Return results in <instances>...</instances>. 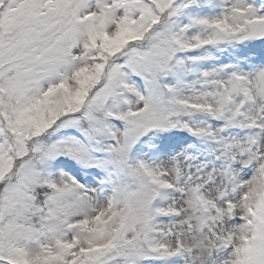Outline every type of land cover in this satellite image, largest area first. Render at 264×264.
Segmentation results:
<instances>
[{"label": "snow or ice", "instance_id": "snow-or-ice-1", "mask_svg": "<svg viewBox=\"0 0 264 264\" xmlns=\"http://www.w3.org/2000/svg\"><path fill=\"white\" fill-rule=\"evenodd\" d=\"M0 264H264V0H0Z\"/></svg>", "mask_w": 264, "mask_h": 264}]
</instances>
